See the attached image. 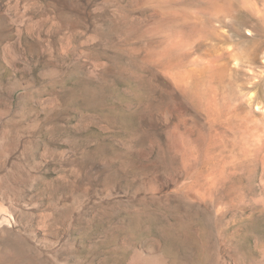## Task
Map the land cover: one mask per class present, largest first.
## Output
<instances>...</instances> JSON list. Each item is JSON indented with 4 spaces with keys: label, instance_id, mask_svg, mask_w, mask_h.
<instances>
[{
    "label": "rangeland",
    "instance_id": "374dc122",
    "mask_svg": "<svg viewBox=\"0 0 264 264\" xmlns=\"http://www.w3.org/2000/svg\"><path fill=\"white\" fill-rule=\"evenodd\" d=\"M0 231V264H264V0H0Z\"/></svg>",
    "mask_w": 264,
    "mask_h": 264
},
{
    "label": "bare ground",
    "instance_id": "6f19581e",
    "mask_svg": "<svg viewBox=\"0 0 264 264\" xmlns=\"http://www.w3.org/2000/svg\"><path fill=\"white\" fill-rule=\"evenodd\" d=\"M165 114H166V112H165ZM1 231H3V232H7L5 229H2ZM1 231H0V232H1Z\"/></svg>",
    "mask_w": 264,
    "mask_h": 264
}]
</instances>
